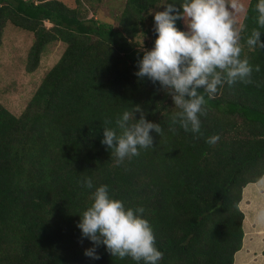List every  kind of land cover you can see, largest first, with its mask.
Returning <instances> with one entry per match:
<instances>
[{"label": "trees", "instance_id": "obj_1", "mask_svg": "<svg viewBox=\"0 0 264 264\" xmlns=\"http://www.w3.org/2000/svg\"><path fill=\"white\" fill-rule=\"evenodd\" d=\"M73 2L0 0V47L8 23L34 35L29 73L48 46L66 45L21 116L0 103V264H137L103 245L98 260L84 254L93 246L77 227L93 191L79 182L84 176L107 184L127 207L145 208L160 264H235L245 240L244 191L264 176V49L247 45L259 27L257 0H231L253 82L220 87L200 116L201 134L173 123L170 89L135 75L156 38L152 30L140 42L146 20L168 4L182 11L184 0H127L116 27ZM124 110L133 121L143 113L162 132L151 130L153 148L117 166L101 140ZM214 134L220 140L209 145Z\"/></svg>", "mask_w": 264, "mask_h": 264}, {"label": "clouds", "instance_id": "obj_2", "mask_svg": "<svg viewBox=\"0 0 264 264\" xmlns=\"http://www.w3.org/2000/svg\"><path fill=\"white\" fill-rule=\"evenodd\" d=\"M235 8V3L229 6L225 0H184L182 11L168 4L153 15L154 46L144 51L135 75L141 80L159 81L171 90L178 109L172 121L185 132L201 134L200 116L225 83L253 82L254 66L248 58H241L240 33L234 28L231 11ZM255 9L259 27L251 31L247 45L261 50L264 42L259 29L264 28V0H257ZM178 20L184 22L183 30L177 27ZM255 70L259 71V67ZM135 111H141L139 106ZM131 117L132 110H124L117 116L115 127L103 128L101 144L111 150L117 166L139 156L141 150L153 148L151 130L162 132L161 126L147 120L143 113L138 121ZM219 140L220 136L214 134L206 143L215 145ZM79 182L93 190L91 203L79 214L77 223L82 236L93 242L84 254L98 260L97 246L103 245L112 256L131 257L137 264H160L163 253L156 246L152 225L144 216L145 208L127 207L110 194L107 184L96 186L91 176H84ZM256 183L264 187V176ZM253 211L256 223L264 225V206Z\"/></svg>", "mask_w": 264, "mask_h": 264}, {"label": "rangeland", "instance_id": "obj_3", "mask_svg": "<svg viewBox=\"0 0 264 264\" xmlns=\"http://www.w3.org/2000/svg\"><path fill=\"white\" fill-rule=\"evenodd\" d=\"M40 2V0H34ZM75 0H72V2ZM89 10L90 18H95L118 26L127 0H82ZM229 6L231 0H225ZM74 3V2H73ZM97 10V14L92 11ZM156 12V11H155ZM146 20L145 32L140 42L150 41L154 30L153 15ZM234 20V19H233ZM50 26V25H48ZM235 30L240 33L241 27L234 21ZM34 35L15 27L11 23L3 29L0 47V103L14 115L21 116L42 84L46 74L59 62L66 45L57 42L48 46L42 56L41 65L34 73L27 71L29 52L34 43ZM249 191H244L241 209L245 213V240L241 255H236L239 264H264V225L257 224L253 209L264 204V187L257 183L250 184ZM240 251V252H241Z\"/></svg>", "mask_w": 264, "mask_h": 264}, {"label": "crops", "instance_id": "obj_4", "mask_svg": "<svg viewBox=\"0 0 264 264\" xmlns=\"http://www.w3.org/2000/svg\"><path fill=\"white\" fill-rule=\"evenodd\" d=\"M237 264V263H236Z\"/></svg>", "mask_w": 264, "mask_h": 264}]
</instances>
